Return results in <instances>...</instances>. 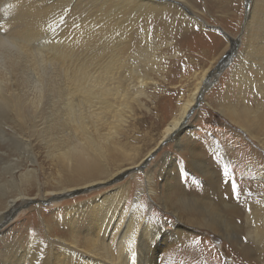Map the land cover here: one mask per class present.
<instances>
[{
    "label": "bare ground",
    "instance_id": "obj_1",
    "mask_svg": "<svg viewBox=\"0 0 264 264\" xmlns=\"http://www.w3.org/2000/svg\"><path fill=\"white\" fill-rule=\"evenodd\" d=\"M250 2L240 34V53L230 70L243 85L242 96L238 93L239 101H232L227 93L217 105L228 120L264 148V0ZM62 8L61 23L43 31L53 13L60 19ZM192 10L195 12L193 0H110L109 11L100 15L83 0H0V41L5 38L4 29L16 34L26 25L32 26V43L8 49L0 46V228L15 211L38 203L23 211L27 213L24 219L0 232V264H133V252L135 264H160L156 260L158 248L148 246L147 236L142 238L125 229L137 198L140 205L151 209L143 198L146 191L177 217V224L171 222L167 227L173 238L184 240L203 228L239 245L245 234L258 246L260 264H264V201L244 206L246 216L241 226L234 217L242 211V203L230 204L223 199L216 167L210 171L212 168L201 161H190L192 169L197 166L209 177L208 189L213 193L205 197L196 189H185L173 161H163L161 169L152 172L150 158L167 141L177 140L180 133L175 136L176 132L188 123L204 90L221 79L231 65L229 53L217 70L211 71L234 42L228 32L218 28L223 36L209 30V24L201 19L219 54L207 70L196 74L188 98L182 100L161 138L143 157H139L140 149L134 147L129 134L137 105L143 107L141 97L147 96L151 80L143 69L149 73L157 67L156 52L161 45H156L153 36H162L166 28L175 29L177 21L197 25ZM73 21L79 26L73 27ZM192 31L191 37L195 35ZM45 36L57 42L47 43ZM251 70L259 78H252ZM247 91L257 94L254 103L248 100ZM5 140L6 145L2 143ZM39 149H44L57 169V178L47 175ZM8 151L16 157L9 159ZM253 157L259 171L255 177L264 181V161L261 156ZM232 164L238 171L254 169L248 161ZM141 168L144 176L136 172ZM124 174H130L125 182L101 188ZM42 175L44 181L40 180ZM94 187L98 189L87 192ZM81 190L87 195L59 202ZM44 200L56 203L57 208L46 210L40 206ZM125 200L130 203L126 205ZM150 212L143 213L145 219ZM52 221L63 231L53 233ZM143 225L141 221L138 226L141 234ZM201 240L200 245L182 248V264H215L211 255L215 249L210 254L207 242ZM242 251L240 255L247 256L248 251ZM178 259L168 262L167 257L166 264H180Z\"/></svg>",
    "mask_w": 264,
    "mask_h": 264
},
{
    "label": "rangeland",
    "instance_id": "obj_2",
    "mask_svg": "<svg viewBox=\"0 0 264 264\" xmlns=\"http://www.w3.org/2000/svg\"><path fill=\"white\" fill-rule=\"evenodd\" d=\"M193 2L195 4L196 13L193 10L192 12L193 15H195L194 19L198 22L197 25L190 21L184 24L177 21L175 29L170 30L166 28L162 36H153L156 45H161L156 52L158 61L155 67H157L153 71L150 70L151 72L149 73H147L146 69H143V73L151 78V80L146 89L147 96L141 97L143 107L137 105L136 122L132 120L133 123L130 124L132 128H130L129 134L132 137L131 140L135 143L134 147L140 149L139 157H143L156 145L161 138L165 126L175 116L179 105L183 102L182 100L188 98L190 92L193 90L196 84V74H202L204 70H207L211 66L215 56L219 54V51L216 50L217 45L213 42L214 38L211 35L209 36L207 34L208 31L203 29L202 26H204V24L202 25L201 19L209 24L211 28H209V30L217 31L220 35L222 32L218 28L224 29L233 37L234 42L231 41V44H229L230 50L225 52L211 71L217 70V66L221 59L227 54L229 55V53L232 57L231 65L219 76L221 79L214 80L211 87L204 90L199 106L188 118V123L183 124V129L181 128L176 132L177 134L175 136L180 133L177 140L173 142L172 140L174 138L170 139L150 158L152 160L151 162H153L152 172H158L161 169L163 161H173L178 168L176 176L181 180L185 189H196V191L200 193L199 195L205 197L207 194L213 193L208 189V184H210L206 180L208 176L202 175L201 170L197 166L192 169L190 161H201L203 164L208 165L209 169L212 168L210 171H213L215 165H213L212 149L215 147L216 151L219 152L221 156L225 155V152H227L231 161H233L232 163H235V161H248V164H253L254 169L252 172L243 168L241 171H238V175L244 177L242 188L250 189L254 193L249 203L258 204L264 201V183L256 178L259 171L253 155L257 158L261 156V159L264 161V148L261 147L258 141L253 140L244 130L228 120L220 112L217 105L221 99L224 100L227 93L230 95L229 97L232 101H239L238 99L242 96L240 88H243V85H241L239 80L237 81L234 79L230 70L237 61L238 54L240 53L242 43V40L240 41V39H242L240 34L243 25L247 22L252 3L250 0H243V2H241V0H193ZM191 29H194L195 35L193 37L190 36L193 33ZM166 43L170 45L168 46ZM234 45L236 47H234ZM250 74L252 78H259L257 73L252 70ZM246 95L248 100L254 103V97H256L257 94H255L254 91H247ZM12 152L13 151L7 152L9 159H14L16 157L12 155ZM255 152H257L258 155L254 154ZM38 155L39 160L44 162L47 175L50 174L52 175L51 178H57V169L52 166L51 161L47 159L44 149H39ZM231 166H233V164H231L230 167ZM136 172H138L140 176H144V168ZM182 172L188 173L187 181L189 182L182 179ZM129 175L130 174H124V178L122 177L119 180H115L111 182V184L107 183L101 188H110L114 185H119L125 182ZM217 179L219 180L218 177ZM40 180L44 181L45 176H40ZM157 180L161 187L162 179L160 178ZM144 182H146V180H144ZM53 185L54 184L50 187H53ZM218 185L220 187L219 181ZM157 187L156 189L158 190ZM97 189L98 187H94L87 192H92ZM225 191L226 189L219 190V192L223 193V199ZM87 192L82 190L75 191L67 198L62 197L59 202L64 200H76L78 197L86 196ZM219 192L217 193L219 194ZM213 196L215 197L216 194ZM143 198L151 204V209H149V211L152 210L157 212L162 217H167L170 223L173 222L177 224V217L166 212L148 191L144 193ZM229 199L230 198L226 201H229L230 204L236 203L234 200ZM44 201L45 202H42L40 206L46 208V210L55 209L58 206L56 203L49 200ZM241 201L243 205L244 200ZM37 204V202H31L27 207L15 211L11 218L6 219L4 225L0 228V232H4L7 227H10L19 219H24L27 213L23 211L25 209L28 211L29 208ZM244 206H241L242 211L234 217L236 222L241 226H243L242 223L246 216ZM43 212L47 213V211ZM36 214L38 213L36 212ZM38 220L40 221V217H38ZM51 227L54 229L53 233L63 231V229H61L62 226L60 225V227H57L53 221ZM167 231L172 234L170 229H167ZM196 233H199L200 238L207 242L208 248H210L209 246L214 241L217 242V246L210 248L211 251L209 252L211 254L212 250L215 249V254H211L215 257V264H260L261 262V254L258 246L248 239L245 234H242L241 244L238 245L234 244L231 240H224L222 236L203 228L196 231ZM168 238L172 239L173 236L169 235ZM184 246L183 243L173 244L169 251L165 253L161 250L164 248V244H161L157 250L156 260L160 261V257L166 256L169 258V262L177 257L180 258L177 263L182 264L184 261L181 262V255L179 253ZM242 250L248 251L247 256L243 257L240 255L243 253Z\"/></svg>",
    "mask_w": 264,
    "mask_h": 264
},
{
    "label": "snow or ice",
    "instance_id": "obj_3",
    "mask_svg": "<svg viewBox=\"0 0 264 264\" xmlns=\"http://www.w3.org/2000/svg\"><path fill=\"white\" fill-rule=\"evenodd\" d=\"M78 3H80V0H77ZM84 3H86L90 8L93 9L94 14L100 15L107 13L110 8V0H83ZM127 2L131 3L132 0H127ZM77 5H73V8H75ZM66 7V6H65ZM65 9L62 8L60 10V19L55 18V13H53V19L51 22H45V28L42 29L43 31L47 32L49 27H52V25H59L63 18V11ZM83 18V17H82ZM73 27H78L76 21H73ZM31 25H26L23 29H21L16 34H13L9 29H4V39L0 41V46H3L5 49L12 48V47H21L23 45L32 43V37L30 35L31 33ZM143 30V29H141ZM44 41H47V43H53L57 42L54 41L51 36H45ZM41 41L37 40L36 44L37 46H40ZM3 144H7L8 141L5 140L2 142ZM213 153V160L215 163V167L217 169L218 177H219V184L222 190L226 191L224 192V199L227 200L229 196H231L232 200H234L237 204H241V200L243 198L244 205H247L249 201L252 200L254 193L250 189H244L242 188V181L244 180L243 176L238 175V166H231L232 161L230 157L228 156L227 152H225V155L221 156L219 152L216 151V148L213 147L212 149ZM228 162H225V161ZM182 179H184L186 182L188 173L182 172L181 173ZM264 182V181H262ZM126 205L130 203L128 200H125L124 202ZM241 205V206H244ZM133 212L126 218V225L125 229L126 231H129L134 234H140L142 238L144 236H147L146 243L150 248H159L161 244H164V248L161 249L165 253H167L173 244L177 243H183L186 246H194V245H200L203 241L200 239V234L195 233L190 237H185L183 241H181L180 237L176 236L171 240L166 239L171 233L167 231V227L170 224V222L167 220V217H162L159 213L152 211L147 219L144 218L143 213L146 211H149L146 207L142 206L138 202L132 204ZM248 212L251 213L252 209L251 207H248ZM125 211L124 208L121 209V212L123 213ZM135 212H140V215H135ZM141 221L144 222L143 225V233H140L139 225ZM217 242H213L209 247H216ZM129 250L131 251V244H129ZM135 252H133L132 260L133 264H135ZM167 257H160V264H166ZM202 264H206V262H202Z\"/></svg>",
    "mask_w": 264,
    "mask_h": 264
},
{
    "label": "water",
    "instance_id": "obj_4",
    "mask_svg": "<svg viewBox=\"0 0 264 264\" xmlns=\"http://www.w3.org/2000/svg\"><path fill=\"white\" fill-rule=\"evenodd\" d=\"M159 150V149H158Z\"/></svg>",
    "mask_w": 264,
    "mask_h": 264
}]
</instances>
